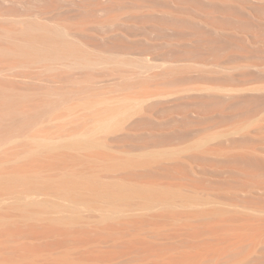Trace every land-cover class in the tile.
Segmentation results:
<instances>
[{"label":"rangeland","instance_id":"374dc122","mask_svg":"<svg viewBox=\"0 0 264 264\" xmlns=\"http://www.w3.org/2000/svg\"><path fill=\"white\" fill-rule=\"evenodd\" d=\"M0 264H264V0H0Z\"/></svg>","mask_w":264,"mask_h":264}]
</instances>
